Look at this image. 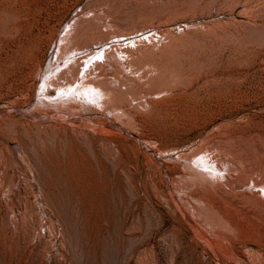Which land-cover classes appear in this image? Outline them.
I'll list each match as a JSON object with an SVG mask.
<instances>
[{"label": "rangeland", "instance_id": "rangeland-1", "mask_svg": "<svg viewBox=\"0 0 264 264\" xmlns=\"http://www.w3.org/2000/svg\"><path fill=\"white\" fill-rule=\"evenodd\" d=\"M93 42L101 99L59 75ZM0 229V264H264V0H0Z\"/></svg>", "mask_w": 264, "mask_h": 264}, {"label": "bare ground", "instance_id": "bare-ground-1", "mask_svg": "<svg viewBox=\"0 0 264 264\" xmlns=\"http://www.w3.org/2000/svg\"><path fill=\"white\" fill-rule=\"evenodd\" d=\"M91 27V26H90ZM76 28V27H75ZM88 30V29H87ZM121 30V29H120ZM71 31V30H70ZM76 31V30H75ZM129 33H131V32H129ZM71 34V33H70ZM69 34V35H70ZM67 35H68V31L66 32V33H64V35H63V38L61 39V41H62V44H64V42L66 43V37H67ZM84 35H85V33H84ZM72 37V36H71ZM83 37V36H82ZM70 40V39H69ZM98 41V40H97ZM106 41V40H105ZM111 42V41H110ZM61 43V42H60ZM70 43V42H69ZM106 43H108V42H101V43H99V42H96V43H92L91 44V46L89 45V46H87V47H84V48H78V49H73V50H71V51H68V49H67V51L66 52H64L66 55H67V57H68V59L67 60H69L68 61V63H67V70H65V71H60V74L59 75H61V76H63V75H65V74H67V73H69V75L71 74V76L68 78V79H70V78H75V79H78V81L77 82H79V83H82L81 84V89H84L85 91H91L92 92V94H93V96H96V97H99L100 99H101V97H105L106 95H105V90L102 88V86L100 85H97V84H99L98 82H97V84L96 83H94V85L90 82V81H88V82H90L89 84L88 83H86V82H84V80H85V78L86 77H88L89 75H91V74H93V73H91V72H93V71H95L94 69L96 68V69H100V67L98 66V68L97 67H94V64H93V62H92V60H94L93 58L95 57V56H98V59L100 60V56L102 57L101 59H102V61H106V58H105V56H106V54H105V50L106 49H104V50H101L100 49V47L101 46H104V45H106ZM67 44V43H66ZM71 45V44H70ZM64 46V45H63ZM86 46V45H85ZM67 47H68V45H67ZM99 48V49H98ZM112 48V47H111ZM89 49H98V51H96V52H94L92 55H90V56H88L87 54L86 55H84V56H81V61H79L80 59H77L81 54L83 55V53L84 52H87ZM58 50L60 51V46H59V48H58ZM61 50H62V47H61ZM66 50V49H65ZM63 51V50H62ZM116 51V50H115ZM61 52V51H60ZM59 52V53H60ZM93 52V51H92ZM112 53V52H111ZM119 54V53H118ZM108 55V54H107ZM107 57V56H106ZM116 57V56H115ZM77 59V60H76ZM95 59H96V57H95ZM111 59V58H110ZM109 58H108V60H110ZM101 61V60H100ZM78 62H80V64L78 65ZM91 64V65H90ZM106 64V63H105ZM104 65V64H103ZM92 66L94 67V69H93V71H92ZM95 66H97V64L95 65ZM88 67V68H87ZM113 67V66H112ZM88 69V71H87V69ZM58 69V68H57ZM153 69V68H152ZM86 70V71H85ZM151 70V69H150ZM80 71H82L80 74H82V76L80 77V78H78V76H79V72ZM98 71H101V69L100 70H98ZM96 73V72H95ZM97 73H99V72H97ZM100 76H101V74H100ZM45 76H43L41 79H43ZM57 79H58V77H56ZM62 78V77H61ZM96 78V77H95ZM100 78V77H99ZM103 78V77H102ZM108 78V77H107ZM67 79V80H68ZM86 80H88V79H86ZM107 80V79H106ZM69 81V82H68ZM67 81V86L66 87H71L74 83H73V81L72 80H68ZM101 81H103V80H101ZM43 82H45V81H43ZM84 82V83H83ZM46 83V85H49V82L47 83V82H45ZM160 83V82H159ZM96 84V85H95ZM103 84V83H102ZM105 84V83H104ZM113 84V83H112ZM64 87H60L59 86V88H57L56 90H55V93L57 94L56 95V99H58L59 97H61L62 95H64L63 93H62V89H63ZM115 88V87H114ZM152 88V87H151ZM64 89H66V88H64ZM47 91H46V93L45 94H43L44 96L43 97H47V98H49V100H50V102H55V101H57V100H54L53 99V95L55 94L54 93V91H50L49 89H46ZM67 90V89H66ZM73 90H76V88H74ZM73 90H71V91H69V94L73 91ZM108 91V90H107ZM43 92H45V90L43 91ZM42 95V94H41ZM112 98H113V96H112ZM144 98V97H143ZM53 99V100H52ZM101 103L102 102H100L99 103V105L101 106ZM114 103V102H113ZM104 106V105H103ZM39 190V189H38ZM13 210V209H12ZM21 214V213H20ZM38 215V214H37ZM26 218V217H25ZM31 226V225H30ZM54 227V226H53ZM1 230V229H0ZM5 230V229H4ZM54 233V232H53ZM75 243V242H74ZM60 245V244H59ZM1 252V251H0ZM7 253V252H6Z\"/></svg>", "mask_w": 264, "mask_h": 264}]
</instances>
